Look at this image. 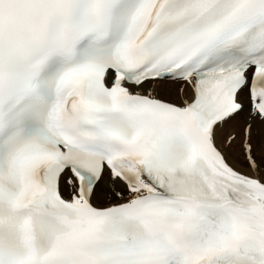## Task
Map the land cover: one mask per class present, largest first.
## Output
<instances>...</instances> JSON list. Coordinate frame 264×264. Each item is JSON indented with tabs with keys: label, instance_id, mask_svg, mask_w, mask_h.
Segmentation results:
<instances>
[{
	"label": "snow or ice",
	"instance_id": "1",
	"mask_svg": "<svg viewBox=\"0 0 264 264\" xmlns=\"http://www.w3.org/2000/svg\"><path fill=\"white\" fill-rule=\"evenodd\" d=\"M0 264H264V0H0Z\"/></svg>",
	"mask_w": 264,
	"mask_h": 264
}]
</instances>
